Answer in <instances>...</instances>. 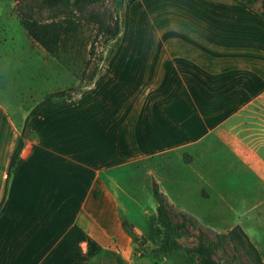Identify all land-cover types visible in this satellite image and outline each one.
Returning <instances> with one entry per match:
<instances>
[{
	"label": "crops",
	"instance_id": "0c3cea01",
	"mask_svg": "<svg viewBox=\"0 0 264 264\" xmlns=\"http://www.w3.org/2000/svg\"><path fill=\"white\" fill-rule=\"evenodd\" d=\"M114 4L118 31L103 44L90 83L49 100L27 122L0 208V264H85L86 246L93 264L102 246L130 262L132 239L114 196L121 172L137 162L158 170L183 162L189 176L211 177L206 189L223 194L229 169L200 170L193 154L204 151L219 153L222 166L230 163L244 178L236 197L251 212L233 225L262 259L264 236L245 226L264 229V0ZM79 45L69 41L57 56L46 52L59 60L60 52L79 55ZM48 79L49 91L72 82L67 73ZM21 103L7 102L15 119L0 103V195L28 110ZM222 204L178 205L212 225L223 218Z\"/></svg>",
	"mask_w": 264,
	"mask_h": 264
},
{
	"label": "rangeland",
	"instance_id": "374dc122",
	"mask_svg": "<svg viewBox=\"0 0 264 264\" xmlns=\"http://www.w3.org/2000/svg\"><path fill=\"white\" fill-rule=\"evenodd\" d=\"M15 2L16 0H0V103L7 106L6 108H10L9 115L14 119L16 114L11 111L13 106L8 105L7 102L16 104L22 101L21 105H23V108L26 107L29 110L31 105L46 93L45 91V93L42 92L44 88L41 89L39 87L41 82H45L43 86L46 87L47 92H49L50 88L54 87V82L49 79L47 80V77L60 78L67 73L68 78L72 82L66 85V87L77 81L82 72L80 66L81 57L85 56L88 44L97 27V24L93 21H85L74 16V19L79 22L78 29L75 32L78 36L77 41L80 44L79 55L69 51L60 52V59L56 60L23 30L14 11ZM28 2L32 3L30 0H19L17 5L24 11ZM91 8L97 12H100L103 8L107 12H112V2L111 0H103L92 4ZM42 12L44 13L46 10L43 9ZM99 38H96L94 42L96 52L102 47H100ZM13 69H15V72L11 73ZM61 88H65V86ZM22 90H24V94L23 97H20ZM40 92L44 94L37 95ZM29 104L31 105L29 106ZM5 114L0 111V115L5 116ZM193 155L194 163L198 165L200 170L210 169L213 171L226 167L229 169L224 178L228 185L225 184L226 191L222 192L223 194L206 189L204 181L211 177H198L194 173L191 174L192 176H189V170L183 168V165H185L183 162H180V166L178 164L173 166V162L167 161L165 168L162 170L156 168L149 169L143 163L137 162L132 164L131 173L128 170L121 172L125 178L122 177L120 180H124V182L121 190L114 194L118 202V218L126 219L138 236V240L132 241L130 247L133 258H135L130 260L131 264H140L136 260L141 255L145 256L143 257L145 259H143L142 264L144 262L149 264V260L152 258L149 251L154 248V242L148 238L152 225L155 223L156 200L151 192L150 183L152 180L157 182L159 190L167 200L166 211L169 219L172 221L179 220V210L191 214L180 208L178 205L180 203L190 206H193V203L197 204L199 202L223 203L221 206L219 205L222 208H219L217 211V213H222L220 215L223 218L212 221V225L202 224L196 219L200 224L198 225V229L200 228L201 236H206L209 239H215V233L225 232L233 226L234 220L241 219L242 216L244 217V214L248 212L249 215V212H251L249 207H242L238 203L239 197H236V193L240 192L239 185H244V178L236 176L234 173L236 167L230 163L222 166L221 155L219 153L215 155L210 151L206 153L204 151L202 154L198 152ZM141 165H143V169ZM179 171H184V176L180 177ZM233 185L238 186L235 188ZM228 204H233L235 208L227 209ZM245 229L249 234L250 230H255L257 236H264V229L261 230L256 226L247 225ZM198 237L197 228L188 226L186 233H181L176 237L180 243V247L163 254L158 259V263L194 264V256L191 255L192 253L187 248L195 245ZM88 253L89 251L86 246L84 262L85 264H93V255H88ZM261 253L262 259L258 261L254 254L250 250H247L245 246L237 242L234 244L228 239H224L220 247L215 249L213 256L227 264H264V251ZM96 259V264H130L123 256H119L114 250L108 249L105 246L100 248V254L97 255Z\"/></svg>",
	"mask_w": 264,
	"mask_h": 264
},
{
	"label": "trees",
	"instance_id": "16d2710c",
	"mask_svg": "<svg viewBox=\"0 0 264 264\" xmlns=\"http://www.w3.org/2000/svg\"><path fill=\"white\" fill-rule=\"evenodd\" d=\"M30 1L32 3L28 2L26 10L23 11L19 5H17L19 0H16L14 11L18 21L21 27L36 43L53 55L57 56L59 49L65 50L64 47L67 45V42L77 41L78 36L75 32L76 29H78L79 23L73 20L74 16L85 21H93L97 24V27L88 44L86 50L87 56L83 61L82 72L77 81L65 88L46 92L30 107L23 117L19 134L16 137L6 166L4 183L0 195V208L6 198L8 180L18 160L29 118L39 107L49 100L56 97H70L75 94L80 86L90 83L101 56V46L118 31V16L114 0H111L112 12H107L104 8L100 10V12L92 10V4L103 0ZM43 9H45L46 12L43 13ZM98 37H100L99 43L101 48L96 52L94 42ZM150 185L152 195L156 200L155 223L152 225V230L148 236V238L154 242V248L149 251L150 256L153 258V264H159L158 259H160L163 254L180 247V243L177 241L176 237L181 233H186L188 231V226L197 228L199 236L196 244L187 248V250L192 253L191 255L194 256V264H227L219 261L213 256L215 249L220 247L224 239H228L234 244L237 242L245 246L247 250H250V252L254 254L256 260H261L257 249L239 224H234L225 232H217L215 233V239H209L206 236H201L200 228L198 229V225L200 224L191 214L179 210V220H170L166 211V205L168 204L164 194L159 190L156 181L152 180ZM120 223L132 241H137L138 236L133 231L132 225L124 218L120 219Z\"/></svg>",
	"mask_w": 264,
	"mask_h": 264
}]
</instances>
